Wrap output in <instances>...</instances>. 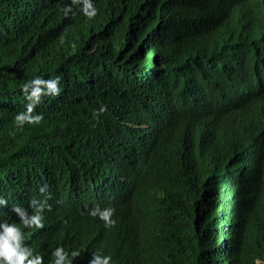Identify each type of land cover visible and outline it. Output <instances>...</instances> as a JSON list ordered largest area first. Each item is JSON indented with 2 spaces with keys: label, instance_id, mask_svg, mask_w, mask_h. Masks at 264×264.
<instances>
[{
  "label": "trees",
  "instance_id": "obj_1",
  "mask_svg": "<svg viewBox=\"0 0 264 264\" xmlns=\"http://www.w3.org/2000/svg\"><path fill=\"white\" fill-rule=\"evenodd\" d=\"M93 3L88 20L71 0H0V222L44 264L57 247L72 264H264V0ZM36 76L61 94L20 130ZM33 199L51 205L40 230L12 210Z\"/></svg>",
  "mask_w": 264,
  "mask_h": 264
},
{
  "label": "clouds",
  "instance_id": "obj_2",
  "mask_svg": "<svg viewBox=\"0 0 264 264\" xmlns=\"http://www.w3.org/2000/svg\"><path fill=\"white\" fill-rule=\"evenodd\" d=\"M73 6H76L88 20L94 19L99 13V9L95 7L93 0H71V4L63 9L65 17L69 16V14L73 16L76 14ZM61 43H63V38H61ZM60 81V76H56L54 79H45L36 76L29 82L23 84L21 92L27 103L25 105V111L17 113L14 118L17 129L22 130L26 124L37 126L43 121V115L35 113V108L41 103L44 97H56L61 94ZM106 111L107 106L101 105L98 109L92 110V115L98 120ZM10 135L14 136L15 132L10 133ZM46 187L45 185L40 188L42 194L46 191ZM7 204L8 201L0 197V206L6 207ZM30 207L33 209L31 214L26 209L18 206H14L12 210L19 217L24 228L43 229L45 226L43 214L45 210L51 211V205L33 199L30 202ZM114 214L115 208L112 207L103 209L95 207L89 211V215L98 217L106 228L115 226ZM25 240V233L15 223L0 222V264H44L43 256L39 254L34 255L33 250L25 244ZM79 255L80 253L78 251L69 253L63 247H57L52 251L54 264H72L71 258H76ZM89 264H111V257L102 256L98 252H93ZM256 264H261L260 260H257Z\"/></svg>",
  "mask_w": 264,
  "mask_h": 264
},
{
  "label": "bare ground",
  "instance_id": "obj_3",
  "mask_svg": "<svg viewBox=\"0 0 264 264\" xmlns=\"http://www.w3.org/2000/svg\"><path fill=\"white\" fill-rule=\"evenodd\" d=\"M124 21V20H123ZM84 62V61H83ZM84 70V69H83ZM192 104V103H191ZM40 146V145H39ZM48 153V152H47ZM38 154V153H37ZM32 157V156H31ZM50 160V159H49ZM47 163V162H46ZM42 166V165H41ZM248 182V181H247Z\"/></svg>",
  "mask_w": 264,
  "mask_h": 264
}]
</instances>
